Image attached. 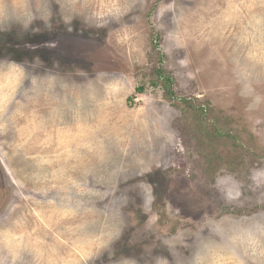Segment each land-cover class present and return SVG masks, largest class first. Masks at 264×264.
Here are the masks:
<instances>
[{"label": "rangeland", "instance_id": "rangeland-1", "mask_svg": "<svg viewBox=\"0 0 264 264\" xmlns=\"http://www.w3.org/2000/svg\"><path fill=\"white\" fill-rule=\"evenodd\" d=\"M53 11L58 13V5ZM122 23V30L118 23L89 27L80 18L66 25L57 14L51 30L37 21L39 32H0V58H39L44 67L70 72L78 82L85 77L77 72L88 78L108 73L112 81L92 122H65L53 102L0 131V260L27 240L37 252L70 248L64 264H81L86 241L65 237L75 232L79 218L69 185L86 191L80 179L88 174L104 181V171L84 162L85 154L94 152L103 161L107 148L116 147L127 155L136 147L138 125L147 147L155 148V167L127 183L145 180L153 186L160 226L169 223V213L179 223L202 215L264 219V187L249 181L252 170L264 168V104L250 107L241 95L246 89L264 97V0H139ZM100 126L107 135L94 140ZM162 133L163 142L153 140ZM60 161L76 167L69 173ZM224 171L242 184L241 197L231 203L216 186ZM127 211L135 212L137 227L147 220L131 204ZM14 213L19 232L4 224ZM134 231L129 227L116 243V257L139 259L142 244L154 239L129 244ZM153 255L171 259L163 246ZM96 264H109L108 255Z\"/></svg>", "mask_w": 264, "mask_h": 264}, {"label": "clouds", "instance_id": "clouds-1", "mask_svg": "<svg viewBox=\"0 0 264 264\" xmlns=\"http://www.w3.org/2000/svg\"><path fill=\"white\" fill-rule=\"evenodd\" d=\"M138 3L139 0H0V32L11 31L14 27L39 32L40 27H33L37 21L51 30L53 17L57 14L66 25L74 18H80L89 27L105 28L118 23V29L122 30L126 26L122 23L123 18L133 12ZM54 4L58 5V13L53 11ZM75 75L85 77L84 81H76L70 72L44 67L39 58L31 62L0 58V131L15 128L23 113L37 107H49L53 102L65 122L74 123L77 118L92 122L106 96L107 86L112 82L110 74L97 72L94 78H88L83 72ZM241 95L249 100L250 107L264 104V97L250 96L246 89H242ZM136 133V147L130 148L127 155L116 147L107 148L108 155L103 161L94 152L85 154L84 162L90 161L104 171V181L97 182L88 174L80 179V186L86 191H77L69 185L73 203L79 207V218L75 232L66 231L65 237L70 242L76 237L86 241V259L81 264H96L105 253L109 264H264L262 218L241 222L235 218L202 215L191 223H179L173 221V214L169 213V223L159 225L160 211L156 208L153 186L145 180L127 183L143 177L149 172L147 169L155 167L152 155L155 148L147 147L142 125L137 126ZM106 135L104 126H100L95 129L93 139H103ZM165 139L163 133L159 137L153 134L154 141ZM9 155H13L12 150ZM60 166L69 173L76 167L71 161H60ZM249 181L253 187H264V168L252 170ZM122 184L127 186L121 188ZM216 186L228 203L242 195L241 181L227 171L218 175ZM136 197L141 201L139 204ZM130 204L147 216L142 226L137 227L139 221L135 212L127 211ZM15 221L14 213L4 224L19 232L22 229ZM173 223L176 224L174 231L171 230ZM129 227L135 228L129 244L154 237L151 243L142 244L143 254L139 259L116 257L115 254L114 246ZM158 246L166 248L171 259L153 255ZM68 251L70 248L56 247L53 251L45 247L43 252H37L25 240L19 248L13 246L8 250L7 259L0 260V264H64Z\"/></svg>", "mask_w": 264, "mask_h": 264}, {"label": "flooded vegetation", "instance_id": "flooded-vegetation-1", "mask_svg": "<svg viewBox=\"0 0 264 264\" xmlns=\"http://www.w3.org/2000/svg\"><path fill=\"white\" fill-rule=\"evenodd\" d=\"M58 45V43H55V45L54 46H57Z\"/></svg>", "mask_w": 264, "mask_h": 264}]
</instances>
